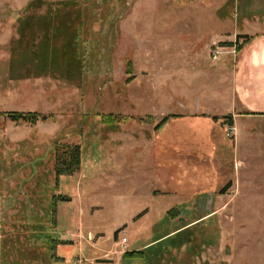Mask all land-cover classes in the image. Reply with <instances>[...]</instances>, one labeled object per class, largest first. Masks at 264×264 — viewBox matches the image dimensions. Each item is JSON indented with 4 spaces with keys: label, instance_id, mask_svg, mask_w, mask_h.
<instances>
[{
    "label": "rangeland",
    "instance_id": "374dc122",
    "mask_svg": "<svg viewBox=\"0 0 264 264\" xmlns=\"http://www.w3.org/2000/svg\"><path fill=\"white\" fill-rule=\"evenodd\" d=\"M237 31L264 32V0H0V264H264V114L227 108ZM68 145L81 167L58 178Z\"/></svg>",
    "mask_w": 264,
    "mask_h": 264
},
{
    "label": "crops",
    "instance_id": "0c3cea01",
    "mask_svg": "<svg viewBox=\"0 0 264 264\" xmlns=\"http://www.w3.org/2000/svg\"><path fill=\"white\" fill-rule=\"evenodd\" d=\"M239 35L257 36L255 39H258L252 40L251 45L241 50L239 55L243 57L242 63L234 69H228L227 71V76L230 72L229 77H227L230 89L226 92L228 94H226V97H228L226 98L228 104L227 108H231V111H234L237 107H239L246 113L264 114V32L262 31L259 34L254 35L249 33L241 34L237 31L231 42H236V37ZM217 42L221 41H214L209 44L208 48ZM223 64L226 66L227 62L223 61ZM247 82H249L248 85L246 84ZM227 116L231 115H226L225 118ZM215 117L217 118V116ZM177 166L174 167V174L170 175L166 172L171 176L170 182L174 185V181L172 179L175 180V186L178 192L183 193L190 189L194 191L195 185L199 182L194 179L199 177L200 174L196 175L195 173L188 171V169H178L181 165Z\"/></svg>",
    "mask_w": 264,
    "mask_h": 264
},
{
    "label": "trees",
    "instance_id": "16d2710c",
    "mask_svg": "<svg viewBox=\"0 0 264 264\" xmlns=\"http://www.w3.org/2000/svg\"><path fill=\"white\" fill-rule=\"evenodd\" d=\"M238 37L240 39H245L242 48L247 44V42L255 39V37H250L247 35ZM5 116L9 121L15 123H27L31 125H35L38 122H46L50 120V117L42 115L39 112H8L5 113ZM169 118L170 117L165 118L158 125V127L160 128L163 124L167 123ZM226 118H229V116H227ZM214 119L216 120L217 118ZM60 149L61 147L56 150L55 156V172L57 177L61 178L63 176L74 175L80 170L81 167V146L68 145L66 147H63L64 150L61 151Z\"/></svg>",
    "mask_w": 264,
    "mask_h": 264
},
{
    "label": "built area",
    "instance_id": "2783aa9c",
    "mask_svg": "<svg viewBox=\"0 0 264 264\" xmlns=\"http://www.w3.org/2000/svg\"><path fill=\"white\" fill-rule=\"evenodd\" d=\"M217 54H218V52H215V51L212 52V55L214 56V59L215 60H217ZM232 129H234V128H232ZM127 242H128V238L124 237V238L121 239V242L120 243H121V245L123 247H125L126 244H127Z\"/></svg>",
    "mask_w": 264,
    "mask_h": 264
},
{
    "label": "water",
    "instance_id": "95a60500",
    "mask_svg": "<svg viewBox=\"0 0 264 264\" xmlns=\"http://www.w3.org/2000/svg\"><path fill=\"white\" fill-rule=\"evenodd\" d=\"M209 208H210V206L208 207V210H209ZM209 211H211V210H209Z\"/></svg>",
    "mask_w": 264,
    "mask_h": 264
}]
</instances>
